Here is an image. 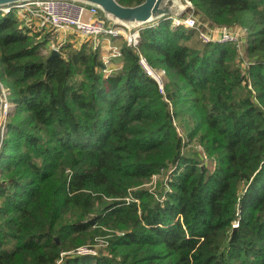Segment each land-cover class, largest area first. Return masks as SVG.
<instances>
[{"label":"trees","instance_id":"trees-1","mask_svg":"<svg viewBox=\"0 0 264 264\" xmlns=\"http://www.w3.org/2000/svg\"><path fill=\"white\" fill-rule=\"evenodd\" d=\"M189 1L246 28V58L162 20L106 75L89 41L50 58L0 10V264H264V0Z\"/></svg>","mask_w":264,"mask_h":264},{"label":"built area","instance_id":"built-area-1","mask_svg":"<svg viewBox=\"0 0 264 264\" xmlns=\"http://www.w3.org/2000/svg\"><path fill=\"white\" fill-rule=\"evenodd\" d=\"M0 10L3 13L16 10L17 15L22 20L37 21L40 27L48 29L52 37L47 46L56 40L57 33L59 32H63L65 36L63 40H57L58 46L60 47L67 42L66 37L70 33L79 36L82 41H89L95 48L101 49L104 42L108 41L109 45L107 52L101 53L105 64L104 73L106 75L120 70L123 66V63L117 61H120V59L122 60V51L121 45L115 44L116 41H124L137 50L141 38V29H143L114 26L101 17L97 8L80 4L74 0H39L2 7ZM191 11L192 15L190 16H170L165 20H172L173 26H184L186 28L195 29L200 39L205 43L218 42L237 44L240 54L245 56L244 47L248 35L246 28H225L220 31L219 34L215 35L218 31L212 32L209 31V29L205 30L200 27L196 17H194L195 12L193 5ZM243 32L245 34L242 36ZM114 60L119 64H113ZM140 63L150 76L155 78L160 84L162 83V78L165 74L164 71H155L152 69L142 56H140ZM246 63L247 61H245L244 64ZM4 99V113L7 114L10 103L6 98ZM238 226L239 223L235 222L234 228H238ZM76 252L79 255L97 253L96 251L91 252L89 249L82 247L78 248Z\"/></svg>","mask_w":264,"mask_h":264},{"label":"water","instance_id":"water-1","mask_svg":"<svg viewBox=\"0 0 264 264\" xmlns=\"http://www.w3.org/2000/svg\"><path fill=\"white\" fill-rule=\"evenodd\" d=\"M39 0H0V8ZM80 4L97 8L101 17L114 26L131 29L144 28L154 25L170 16H181L191 11L192 3L189 0H144L140 4L128 6L118 0H74ZM60 55L58 50L51 53L50 58ZM4 95L0 87V145L3 134ZM237 229V228H235ZM58 241V238H56Z\"/></svg>","mask_w":264,"mask_h":264},{"label":"rangeland","instance_id":"rangeland-1","mask_svg":"<svg viewBox=\"0 0 264 264\" xmlns=\"http://www.w3.org/2000/svg\"><path fill=\"white\" fill-rule=\"evenodd\" d=\"M184 15H186L185 17H187V16H190V15H192V11H188V12H186V14H184ZM194 17H196V19L197 20H199V22L201 23V24H205L204 23V21L200 18V16H198L197 14H195L194 15ZM170 21V23L172 24L173 22H172V20H169ZM207 25V24H206ZM209 28V31H212V32H215V31H218L217 33H215V35H217V34H219L220 33V31H222L223 29H225L226 27H208ZM49 31V30H48ZM242 31V30H241ZM241 31H240V33H241ZM48 33H50V32H48ZM245 33L243 32L242 33V36L244 35ZM197 37H198V39H200V37H199V34L197 35ZM74 38H77V39H79V37H77V36H73L70 40L71 41H74ZM81 39V38H80ZM79 39V40H80ZM58 40V39H57ZM57 40H55L53 43H50L47 47H45L44 49H43V53L44 54H46V55H48V54H51L52 53V51H54V50H58L60 53H61V48H60V46H58V43H57ZM66 41H69V36H67V38H66ZM121 42V41H120ZM119 42V43H120ZM244 42H245V40H244ZM244 58H246V56L244 57ZM245 65V64H244ZM12 107V104L10 103V105H9V109ZM5 120V119H4ZM157 182V180H156V177L153 179V181L151 182V183H156ZM94 245H90V246H84V247H82V248H85V249H89L91 252H94V251H100V250H102V248L104 247V242H103V239H100L99 240V242H98V244H96L94 247H93Z\"/></svg>","mask_w":264,"mask_h":264},{"label":"crops","instance_id":"crops-1","mask_svg":"<svg viewBox=\"0 0 264 264\" xmlns=\"http://www.w3.org/2000/svg\"><path fill=\"white\" fill-rule=\"evenodd\" d=\"M23 22H24L25 27H29V28H32V29L38 31V32L40 33L41 36L46 35V33L48 32V29H43L42 27H40V26H39V23H38L37 21H34V20H26V21H24V20H23ZM68 33H69V32H68ZM67 36H69V41H71L70 39H71L73 36L75 37V36H77V35H74L73 33H70V34H68ZM77 37H79V36H77ZM64 38H65V36H64L63 32H59V33H57V38H56V40L58 39V40L60 41V40H63ZM66 38H67V37H66ZM79 39H80V37H79ZM79 39L74 38L75 41H82L81 39H80V40H79ZM67 42H68V41H67ZM119 42H120V41H118V42L116 41L115 44L120 45ZM108 45H109L108 41H105L104 44L102 45V48L100 49L101 53H105V52H107V50H108ZM45 47H47V45H46ZM45 47H44V48H45ZM117 61L120 62V63H122V60H121V59H120V61H119V60H117ZM117 61L114 60L113 64H116V65L119 64ZM115 62H116V63H115Z\"/></svg>","mask_w":264,"mask_h":264}]
</instances>
